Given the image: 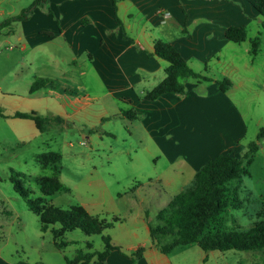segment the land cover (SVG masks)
I'll list each match as a JSON object with an SVG mask.
<instances>
[{
	"label": "crops",
	"instance_id": "0c3cea01",
	"mask_svg": "<svg viewBox=\"0 0 264 264\" xmlns=\"http://www.w3.org/2000/svg\"><path fill=\"white\" fill-rule=\"evenodd\" d=\"M253 21L260 34L256 54L250 51L254 37L248 44L226 36L230 26L248 29ZM18 23L0 37V48L4 42L18 44L0 51V106L9 115H0V145L13 140L26 145L45 132L32 119L12 116L16 111L60 115L62 127L75 125V114L102 96L90 93L94 88L89 78L79 84L88 92L87 101L75 108L78 72L93 74L104 84L103 95L126 104L119 114L139 112L134 120L169 157L173 176L189 172L192 181L214 156L231 150L239 154L246 147L242 140L248 123L235 92L261 84L255 58L264 34L263 17L247 0H46ZM157 39L170 41L195 71L210 79L188 78L182 95L145 98L166 76L168 61L154 53ZM236 43H245L244 54L252 58L242 60ZM37 77L52 81L31 92ZM225 77L232 84L223 91L218 80ZM95 259L87 264H95ZM128 262L127 256L113 250L105 264ZM0 264H7L1 256Z\"/></svg>",
	"mask_w": 264,
	"mask_h": 264
},
{
	"label": "rangeland",
	"instance_id": "374dc122",
	"mask_svg": "<svg viewBox=\"0 0 264 264\" xmlns=\"http://www.w3.org/2000/svg\"><path fill=\"white\" fill-rule=\"evenodd\" d=\"M44 1L0 0V37L5 38L12 25H19L18 20L22 19L16 16L32 5H44ZM247 31L248 44L250 38L260 35L256 21ZM10 45L18 46L14 42H4L0 51L11 50ZM236 45L242 60L252 58V54H244L245 43ZM261 48L255 58L256 77L261 79V84H250L235 92L248 123L247 135L242 140L246 146L243 151L252 141L259 147L250 165V176L233 183L238 185L242 205L226 211L227 228L250 227L264 210V138L257 137L264 125V34ZM74 77L75 108L87 101L88 92L79 84L89 78L94 88L90 93L102 95L75 114V125L71 122L62 127L61 123H53L39 139L29 144L17 145V140H13L8 141L7 146L0 145V256L7 264L20 260L32 264H66L67 258H73L78 250H103V235L111 236L113 243L119 246L114 250L128 257L127 264H264V249L204 250L198 243H191L179 245L166 254L150 248L149 226L158 222L157 213L190 183L193 174L173 176L175 172L169 157L143 134L137 120L119 114L128 107L109 94L103 95L104 84L97 77L93 74L82 76L78 72ZM102 115H107L108 119L100 120ZM50 150L62 154L58 170L44 167L37 160L39 153ZM12 169L31 176L57 175L70 191L45 196L36 181H28L26 184L33 189L31 197L43 196L48 203L63 208L83 205L92 214L113 221L114 225L102 233L87 234L80 228L67 231L63 239L68 245L57 247L52 231L41 229L39 216L15 190L9 179ZM158 178H162V182ZM115 217L121 220L115 221ZM89 242L92 247L88 246ZM141 245L146 247L144 255L133 260L130 256Z\"/></svg>",
	"mask_w": 264,
	"mask_h": 264
},
{
	"label": "trees",
	"instance_id": "16d2710c",
	"mask_svg": "<svg viewBox=\"0 0 264 264\" xmlns=\"http://www.w3.org/2000/svg\"><path fill=\"white\" fill-rule=\"evenodd\" d=\"M247 1L263 17L264 24V0ZM35 5L23 11L16 18L24 19ZM116 17L120 22L118 16ZM247 35V29L243 25L230 26L226 30V36L235 42L246 40ZM259 45V36L251 39L252 54L258 52ZM154 53L168 61L165 68L166 76L146 92L145 98L156 99L165 93L182 95L185 92V82L188 78L210 79L195 71L170 41L157 39ZM51 81L50 78L37 77L32 82L30 91L33 92ZM218 84L225 91L232 82L225 77L218 80ZM0 115L9 116L1 106ZM124 115L130 119H136L139 112L128 110L124 112ZM12 116L34 120L42 132L53 123L60 124L64 121L60 115H43L32 111H16ZM257 137L258 139L264 138V125L260 127ZM258 147V143L252 141L248 144V148L239 154L231 150L227 153H220L204 163L197 170L193 180L157 213L158 222L149 226L152 244L166 254L179 245L191 243H198L204 250L264 249V210L259 213L260 218L250 227L227 228L225 225L226 211L230 207L236 209L242 205L238 185L233 183L242 181L245 176H250V165ZM36 157L44 167L58 170L57 164L61 161L62 154L59 151L50 150L39 153ZM9 179L15 190L24 197L28 208L39 216L41 229L52 231L54 243L59 248L69 243L63 239L67 231L80 228L87 234L102 233L106 228L114 225L113 221L92 214L83 205L75 204L69 208H63L48 203V199L43 196L37 199L31 197L33 189L26 184L28 181H36L45 196L70 191L71 188L65 185L57 175L31 176L12 169ZM114 220L118 221L121 218L115 217ZM103 239L105 242L103 250H78L73 258H67L66 264H87L94 257L96 258L95 264H105L111 252L119 249V246L113 243L110 235H103ZM88 246L92 247V244L89 242ZM145 249V246H139L130 257L133 260L141 258ZM16 264L32 263L20 260Z\"/></svg>",
	"mask_w": 264,
	"mask_h": 264
},
{
	"label": "built area",
	"instance_id": "2783aa9c",
	"mask_svg": "<svg viewBox=\"0 0 264 264\" xmlns=\"http://www.w3.org/2000/svg\"><path fill=\"white\" fill-rule=\"evenodd\" d=\"M169 14V12H165V16H167Z\"/></svg>",
	"mask_w": 264,
	"mask_h": 264
}]
</instances>
